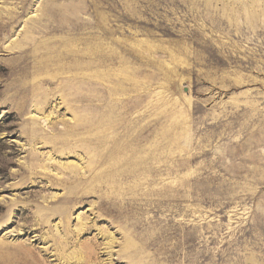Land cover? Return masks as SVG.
Masks as SVG:
<instances>
[{
	"label": "rangeland",
	"instance_id": "obj_1",
	"mask_svg": "<svg viewBox=\"0 0 264 264\" xmlns=\"http://www.w3.org/2000/svg\"><path fill=\"white\" fill-rule=\"evenodd\" d=\"M0 264H264V0H0Z\"/></svg>",
	"mask_w": 264,
	"mask_h": 264
}]
</instances>
